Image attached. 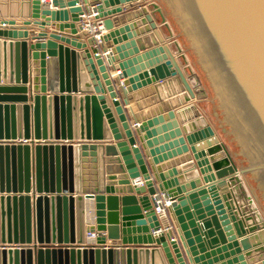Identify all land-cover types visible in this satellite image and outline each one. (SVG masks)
<instances>
[{
  "label": "water",
  "instance_id": "obj_1",
  "mask_svg": "<svg viewBox=\"0 0 264 264\" xmlns=\"http://www.w3.org/2000/svg\"><path fill=\"white\" fill-rule=\"evenodd\" d=\"M145 1L31 0L50 34L0 21V139L69 141L0 145V243L32 244L0 248V264H264V0ZM198 98L242 167L197 103L173 110Z\"/></svg>",
  "mask_w": 264,
  "mask_h": 264
},
{
  "label": "crops",
  "instance_id": "obj_2",
  "mask_svg": "<svg viewBox=\"0 0 264 264\" xmlns=\"http://www.w3.org/2000/svg\"><path fill=\"white\" fill-rule=\"evenodd\" d=\"M147 1H149V0H147ZM147 1H145V3L146 4H148L149 2H147ZM63 2H67V0H63ZM135 3V2H134ZM133 2H131V4L130 3H128V4H130L131 5V7H134V8H139L140 6L136 3V5H138V6H132L133 4H134ZM127 3H122L121 5H122V7H125L126 5H128ZM43 7H46V8H50V9H60L59 7L60 6H58V7H54V6H52V4H48V5H43ZM134 8H131V9H134ZM62 9H65V8H62ZM31 12H32V2H31V0H0V21L1 20H14V21H16L17 22V25H15V28H16V30L17 31H27L28 33H29V35L30 36H32V35H38L40 32H42V29H40L39 27H38V25H33V24H31V25H28V26H24V25H21V24H23L25 21H33V20H35V19H37L38 21H46L44 18H33L32 17V15H31ZM89 13V12H88ZM88 13H86L87 15H88V17H89V14ZM86 15V16H87ZM92 15H95V14H92ZM91 17H93V16H91ZM118 18H121L122 19V17H123V14H120V15H118L117 16ZM135 20H137V19H134V18H132L131 20H120V25L121 26H124V25H128V24H130L132 21H135ZM48 22V23H47ZM56 21L55 20H51V21H46V27L45 28H47V30L49 31L48 33L50 34L52 31H54L55 29H54V26H53V23H55ZM93 22L94 23H96V20H93ZM101 22H97V25L98 24H100ZM93 26V25H92ZM21 28H23V29H21ZM9 29H10V26H9ZM96 32H101L102 34L103 33H106L107 32V30H105L104 29V27L103 26H100V28H99V26L97 27V29H96ZM49 34H47V35H49ZM135 39V38H134ZM129 41H131V40H129ZM124 43H126V42H124ZM138 47V46H137ZM153 47H155V46H153ZM152 47V48H153ZM152 48H147L146 50H141L139 53H134V54H131V55H129V57H134V56H139V55H141V54H143L145 51H149L150 49H152ZM134 49H135V47H130V49H128L127 51L130 53V51H134ZM110 51V50H109ZM108 51V52H109ZM108 52H105V51H103V49L101 48V53L103 54V56H105V55H107V53ZM116 63L117 62H115L114 63V65H116ZM108 71H109V73L111 74V77L113 78V79H115V77L120 73L119 71L120 70H114L113 68L111 69L110 68V66H108ZM154 84V83H153ZM149 87V85H147V86H145L143 89H146V88H148ZM141 89V88H140ZM139 89V90H140ZM176 93L175 94H173L172 96H168L166 93H165V95H166V98H165V100H167V101H170V100H172V99H178V98H180L182 95H183V92H179L178 91V89H176ZM119 95H120V99L121 100H123V97H122V95H121V93L119 92ZM147 99V98H146ZM193 103H197V100L196 99H193V100H191L190 102H187V103H184V102H182V103H180L178 106H176V107H174V109L173 110H175V111H178V110H182V109H184V108H186V107H188L189 105H191V104H193ZM133 104H129V105H127L124 101H123V106L125 107V109H128L129 107H131ZM198 105V104H197ZM198 107H199V105H198ZM194 111L193 110H190L189 112H182V119L183 120H181V118H180V116H178V119L180 120V122H181V127H182V129L184 130L183 132H186V130L184 129V125H187V124H190V123H193V122H195V121H198L200 118H196V117H194ZM198 126H200V125H198ZM104 142V141H103ZM193 162H194V165H193V169H191V171H190V175H191V177H189V178H193V177H195V175L197 174V173H199L198 171H199V168L196 166V161L195 160H193ZM182 167H183V170H184V172H186L187 170H185L186 168H190V167H184L183 166V164L181 165ZM202 176L203 175H201V174H199L198 175V177H201L202 178ZM189 178H187V180H189ZM131 181H133V179H131ZM105 182H106V179L105 178H99V184H102V185H104L105 184ZM140 185V184H139ZM119 195H121V194H119ZM166 219H162L161 221H162V224L164 225V221H165ZM168 220V219H167ZM169 221H170V219H169ZM172 221V220H171ZM248 235H250V234H247L246 236H248ZM245 236V237H246ZM240 239V238H239ZM113 242V240H107V243H106V245L107 244H110V243H112ZM121 242V241H120ZM253 248V247H252ZM254 249V248H253ZM243 253H245V251L243 250ZM234 256L233 255H230L229 257H225L224 259H223V261H225V262H228V260L229 259H232ZM247 259V258H246ZM248 260V259H247Z\"/></svg>",
  "mask_w": 264,
  "mask_h": 264
},
{
  "label": "built area",
  "instance_id": "obj_3",
  "mask_svg": "<svg viewBox=\"0 0 264 264\" xmlns=\"http://www.w3.org/2000/svg\"><path fill=\"white\" fill-rule=\"evenodd\" d=\"M42 3L45 5H48L49 3L52 4V0H42ZM86 26H89L86 24ZM99 26H103L102 23L96 25V26H90L93 34L95 35V37L99 40V33L96 32L97 27ZM42 143V144H47V143H66L69 142L68 140H56V139H25V138H3L0 139V145H6V144H25V143ZM138 184H144V181L140 178L137 180ZM153 200H154V209L156 211V213L162 218H166L169 219V211H168V207L169 205L172 203L171 200L165 196L164 193L162 192H156L153 195ZM96 237H97V233L96 232H88L87 233V240L85 243L82 244H77V246H81V247H88V246H93L96 242ZM31 243H21V242H13V243H0V248L1 249H8V248H22V247H28L31 246ZM72 244L70 243H50V244H45L44 246H56V247H71ZM109 245V244H107Z\"/></svg>",
  "mask_w": 264,
  "mask_h": 264
},
{
  "label": "rangeland",
  "instance_id": "obj_4",
  "mask_svg": "<svg viewBox=\"0 0 264 264\" xmlns=\"http://www.w3.org/2000/svg\"><path fill=\"white\" fill-rule=\"evenodd\" d=\"M177 39L180 41L179 37H177ZM180 43H181V41H180ZM198 99L199 100H197V104L199 105V108L201 109V111L203 112V114L205 115V117L207 118L209 123L213 126V128L215 129V131L217 132V134L219 135L221 140L227 144L229 150H231V152L233 153V158L235 160V163L239 167H242L243 165L241 163V160L233 148V145L231 143L229 135L223 131V124L220 121V119L218 118V116L216 115L214 108H213V105L211 104L210 100L209 99H202V98H198ZM248 180L250 182V185H252L249 178H248ZM252 187H253V185H252ZM255 192H256V190H255ZM256 195L258 196L257 192H256ZM258 198H259L258 205L261 208V210H263V213H264V204L261 201L259 196H258Z\"/></svg>",
  "mask_w": 264,
  "mask_h": 264
},
{
  "label": "bare ground",
  "instance_id": "obj_5",
  "mask_svg": "<svg viewBox=\"0 0 264 264\" xmlns=\"http://www.w3.org/2000/svg\"><path fill=\"white\" fill-rule=\"evenodd\" d=\"M133 104H134V102H133ZM172 202V201H171ZM165 219V218H164Z\"/></svg>",
  "mask_w": 264,
  "mask_h": 264
}]
</instances>
